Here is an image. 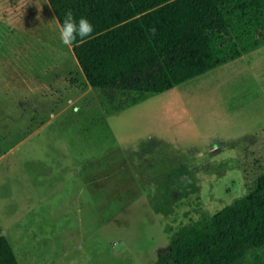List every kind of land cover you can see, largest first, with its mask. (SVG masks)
<instances>
[{
  "label": "rangeland",
  "instance_id": "rangeland-1",
  "mask_svg": "<svg viewBox=\"0 0 264 264\" xmlns=\"http://www.w3.org/2000/svg\"><path fill=\"white\" fill-rule=\"evenodd\" d=\"M59 26L48 0H0V192L22 213L4 235L21 264H177L172 235L264 173V52L109 112ZM184 165L198 192L157 212Z\"/></svg>",
  "mask_w": 264,
  "mask_h": 264
},
{
  "label": "trees",
  "instance_id": "trees-1",
  "mask_svg": "<svg viewBox=\"0 0 264 264\" xmlns=\"http://www.w3.org/2000/svg\"><path fill=\"white\" fill-rule=\"evenodd\" d=\"M60 25L71 10L94 26L73 43L88 83L109 92V112L146 99L264 43V0H48ZM198 192L187 165L169 172L154 197L170 213ZM177 264H240L264 247V173L256 188L209 219L182 225L171 237ZM0 264H21L2 233Z\"/></svg>",
  "mask_w": 264,
  "mask_h": 264
},
{
  "label": "clouds",
  "instance_id": "clouds-1",
  "mask_svg": "<svg viewBox=\"0 0 264 264\" xmlns=\"http://www.w3.org/2000/svg\"><path fill=\"white\" fill-rule=\"evenodd\" d=\"M94 26L85 17L75 18L71 10L65 13L63 23L59 26V39L65 46L71 47L79 37L83 40L92 35Z\"/></svg>",
  "mask_w": 264,
  "mask_h": 264
},
{
  "label": "crops",
  "instance_id": "crops-1",
  "mask_svg": "<svg viewBox=\"0 0 264 264\" xmlns=\"http://www.w3.org/2000/svg\"><path fill=\"white\" fill-rule=\"evenodd\" d=\"M261 52H264V43L254 49H251L245 53H243L242 55H240L239 57L237 58H234L235 59H239V60H243L244 62H247L248 61V57L249 58H252L255 56V53L256 51L260 50ZM254 53V54H253ZM233 60V59H231ZM87 83V82H86ZM90 85V84H89ZM1 197H2V205H0V222H1V225H2V233L4 234V226H3V223H2V220L5 219L4 217L8 218L11 220V225H14L16 223L19 222V220L22 218V213L19 215L18 212L15 211V207H13V204L17 202V198L19 197L16 196V195H13V194H10L9 195H6L1 193ZM20 196L23 197V194H21ZM13 208L14 212L11 211ZM12 215V216H11Z\"/></svg>",
  "mask_w": 264,
  "mask_h": 264
}]
</instances>
